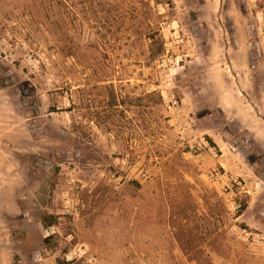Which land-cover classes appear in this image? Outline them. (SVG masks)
Returning a JSON list of instances; mask_svg holds the SVG:
<instances>
[{"label": "rangeland", "instance_id": "rangeland-1", "mask_svg": "<svg viewBox=\"0 0 264 264\" xmlns=\"http://www.w3.org/2000/svg\"><path fill=\"white\" fill-rule=\"evenodd\" d=\"M0 264H264V0H0Z\"/></svg>", "mask_w": 264, "mask_h": 264}, {"label": "trees", "instance_id": "trees-1", "mask_svg": "<svg viewBox=\"0 0 264 264\" xmlns=\"http://www.w3.org/2000/svg\"><path fill=\"white\" fill-rule=\"evenodd\" d=\"M247 207V202L243 201L239 206L238 214L241 215Z\"/></svg>", "mask_w": 264, "mask_h": 264}, {"label": "built area", "instance_id": "built-area-1", "mask_svg": "<svg viewBox=\"0 0 264 264\" xmlns=\"http://www.w3.org/2000/svg\"><path fill=\"white\" fill-rule=\"evenodd\" d=\"M175 103H176V101H175ZM176 105H178V104H169V106H171V107H173V108H174V106H176Z\"/></svg>", "mask_w": 264, "mask_h": 264}]
</instances>
